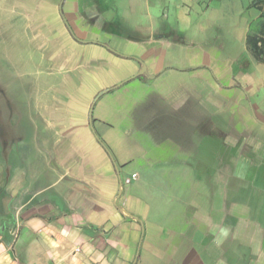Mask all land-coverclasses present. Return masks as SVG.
I'll return each mask as SVG.
<instances>
[{
	"label": "crops",
	"instance_id": "obj_1",
	"mask_svg": "<svg viewBox=\"0 0 264 264\" xmlns=\"http://www.w3.org/2000/svg\"><path fill=\"white\" fill-rule=\"evenodd\" d=\"M239 7L0 0L34 77L0 142V264H264V0Z\"/></svg>",
	"mask_w": 264,
	"mask_h": 264
},
{
	"label": "rangeland",
	"instance_id": "obj_2",
	"mask_svg": "<svg viewBox=\"0 0 264 264\" xmlns=\"http://www.w3.org/2000/svg\"><path fill=\"white\" fill-rule=\"evenodd\" d=\"M250 0H227V10L230 11L232 8H235L234 10L238 11L240 8L239 6L243 4V6H247L249 4ZM261 3V2H258ZM262 7H260L261 9ZM255 15V10H249L245 11L243 13L242 19L244 18H250L251 16ZM237 16V17H236ZM234 21L240 22L238 15L235 13V18H229L227 16L225 19H223V23H226L228 26L231 24H234ZM226 26L228 29L227 31L231 32V30L234 32V29H229V27ZM238 26V24H237ZM237 29V28H236ZM220 32V30L217 28L214 30V32ZM2 34V33H1ZM213 36L217 37L219 34L215 33ZM212 36V37H213ZM1 37V35H0ZM7 37L10 41L9 34H2V38ZM4 42V45L0 47V60L2 62L5 61L6 67L0 66V142H2L3 145L8 146L11 142H15L17 140H20L22 138H25L27 136V131L22 129V125H25V115H23L25 111V107L27 105V96L28 94H33L32 88H33V75L30 74L32 71V68H30V65L28 64H22L23 59L25 60L27 58V52L26 51H16L14 49V46L10 44L9 41ZM237 50H230V51H216L213 52L217 57L223 54L227 55H237L241 54L239 52V48L236 44ZM245 57V55H244ZM13 63L11 66L10 63ZM197 62V61H196ZM20 63V66L17 67L16 64ZM23 66V67H22ZM24 73V74H23ZM62 74V73H61ZM77 73H71L70 76L74 78V76H77ZM63 75H60L58 73H55L52 78L51 82L53 85L55 83H59L58 79L62 78ZM64 77V76H63ZM2 80V81H1ZM43 79H40L38 83H36L37 89H43L44 85L42 82ZM51 83V84H52ZM83 90L82 86L78 83H69L70 88L72 87V94H92V92L96 89L97 84L92 82L91 80H87L83 82ZM48 86V84H47ZM56 86V88H55ZM61 84H56L52 88L53 94H66L64 93V90L61 88ZM81 87V88H80ZM203 87L204 94H214L208 90V88ZM69 88V89H70ZM66 89V88H64ZM67 90V89H66ZM69 91V90H67ZM70 92V91H69ZM50 94V93H49ZM111 94V93H110ZM14 123L15 127L19 128V131L14 130L12 131L11 125ZM17 124V125H16ZM1 145V144H0ZM2 149V147H1ZM5 157V156H4ZM2 157L1 162H5L8 160ZM9 157V156H8ZM7 158V157H6ZM4 159V161H3ZM6 163V162H5ZM11 164V162H10Z\"/></svg>",
	"mask_w": 264,
	"mask_h": 264
},
{
	"label": "trees",
	"instance_id": "obj_3",
	"mask_svg": "<svg viewBox=\"0 0 264 264\" xmlns=\"http://www.w3.org/2000/svg\"><path fill=\"white\" fill-rule=\"evenodd\" d=\"M262 34H264V24H263V27H262ZM260 41H261L262 43L264 42L263 39H260ZM257 42H258V41H255V44H257ZM261 53H262V50H260V49H258V50L255 51V54H256L257 56H259Z\"/></svg>",
	"mask_w": 264,
	"mask_h": 264
},
{
	"label": "built area",
	"instance_id": "obj_4",
	"mask_svg": "<svg viewBox=\"0 0 264 264\" xmlns=\"http://www.w3.org/2000/svg\"><path fill=\"white\" fill-rule=\"evenodd\" d=\"M76 250H79V248H77Z\"/></svg>",
	"mask_w": 264,
	"mask_h": 264
}]
</instances>
